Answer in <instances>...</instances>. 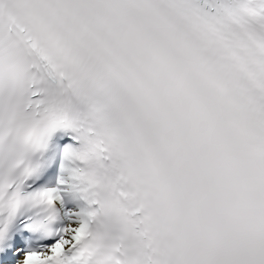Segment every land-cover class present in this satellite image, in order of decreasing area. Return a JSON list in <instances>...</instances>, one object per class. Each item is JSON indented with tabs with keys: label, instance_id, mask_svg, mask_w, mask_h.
I'll return each mask as SVG.
<instances>
[{
	"label": "snow or ice",
	"instance_id": "1",
	"mask_svg": "<svg viewBox=\"0 0 264 264\" xmlns=\"http://www.w3.org/2000/svg\"><path fill=\"white\" fill-rule=\"evenodd\" d=\"M5 28L0 264H264V0H0Z\"/></svg>",
	"mask_w": 264,
	"mask_h": 264
}]
</instances>
